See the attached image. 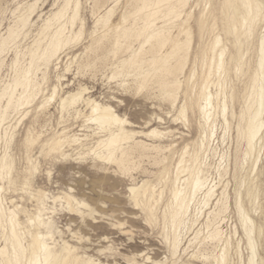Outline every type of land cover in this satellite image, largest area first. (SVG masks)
Segmentation results:
<instances>
[{"label":"rangeland","instance_id":"1","mask_svg":"<svg viewBox=\"0 0 264 264\" xmlns=\"http://www.w3.org/2000/svg\"><path fill=\"white\" fill-rule=\"evenodd\" d=\"M32 1L34 0H0V42L2 38L8 37L9 32L15 30L14 28L18 29L20 33L16 38L18 40L16 43L7 40L0 50V97L7 85L16 81L18 70L24 68L32 69L34 82L37 83L36 85L40 84L38 86L43 91L32 98L33 100L29 104L23 106L21 111H13L12 107L9 108L0 128V156L7 153L8 161L13 162L11 171L3 169L0 165V186L3 187L0 207V248L7 245L11 250L9 208L16 209L18 213V220L21 224L17 229L22 232L24 245H27L30 240L29 231L38 230L30 223L29 214L36 213L40 209L44 224H41L39 230L42 233L52 232L53 236L47 240L56 250L61 248L64 241H67L78 248L77 252L80 255L93 257L92 259L98 264H129L130 261L132 264L144 262L145 264H155V261L159 264H210L212 253L221 251V243L210 239H206L207 241H203L204 243L197 239H194L197 242L193 240L190 242L189 239L194 238L196 229L202 231L200 237L207 236L205 224L211 205L204 208L206 211L200 217L198 209L202 204L197 205V211L195 209V212L191 211L197 213L200 219L195 225L183 226L180 229L182 244L179 253L175 254L176 257H174L167 239L168 235L171 237L172 230L165 226L163 212L169 201L170 193L162 183L159 185L157 173L164 165V157L169 154L168 147L174 144L176 147L174 157L167 160L172 166L174 176V166L177 164L181 151L187 145L190 146V150L193 149L194 142L199 138L200 128L198 116L192 112H189L191 118L189 126H185L181 120H174L178 112L171 106V98L162 93L165 84L176 76V73L169 72L171 64L164 65L158 70L155 69L149 77L140 74L143 68L153 64L152 57L161 50L159 42L153 40L150 44L144 45L133 62L120 67L118 75L115 74L114 77H111L114 70L113 65L120 59L128 57L141 45V39L137 38L135 34L129 38L123 37L126 28L141 22L140 18L144 13L137 11L141 0H132L127 5L126 0H119L117 4L115 0H80L79 11L76 8L77 0H71L69 5L67 0H40L35 14L26 26H23L19 17L23 7L19 6ZM194 1L191 0L184 8L179 21L185 18L186 11ZM114 5L116 6L115 14L112 17L114 25L99 24L96 27L97 17L103 15L108 8ZM60 10L65 11L64 17L52 20L51 26L45 29L44 24L48 17L50 18ZM197 12L198 9H196ZM122 14H128L127 20L120 26H116L115 24L119 22ZM61 23L64 24L65 31L68 33L69 31L78 33L84 26V34L81 38L63 47L57 55L50 59L49 65L45 60H40L41 58L32 60L31 51L36 49L39 43L44 46L48 41L44 34L49 35ZM11 26L14 28L10 29ZM94 29L96 32L92 34ZM179 30L177 27L174 28L171 35H177ZM180 36L184 37L182 34ZM118 40L121 42L119 45L116 43ZM168 48L167 45L163 52L165 53ZM16 58L19 60L17 64H14ZM175 63L176 61H173L172 64ZM79 84L88 87L89 93L86 96L103 103H109L120 115H126L134 123L133 129L148 131L156 127L166 133L162 137L138 136L137 140L140 139L141 142L133 146L131 155L125 160V163L118 164L119 162L116 161L108 162L95 159L91 150L97 144L96 142L104 137V133H100L99 129L95 133L97 125L90 120L86 121L87 115L90 114V108L86 104L78 105L79 115L74 108L62 111L58 106L57 99L46 108L40 109L44 95L50 96L54 86H58L60 94H66L68 91L80 88ZM18 89L16 96L22 92V87L18 86ZM0 101L1 113L7 104V96L1 97ZM217 121V130L210 140L212 144H207L208 146L211 144L210 147L207 146L210 151L207 148L209 152L207 150L205 152L207 154V156L205 154L207 161L205 173L207 172L206 175L210 181L215 180L216 184L218 183V193L221 192L226 181H229V209L222 213V219L220 217L216 219V223L221 224L222 229L226 232L225 236L230 241L227 264H248L250 256L248 237L242 227L235 203L236 191L239 189H242V198L251 217L263 230L260 237L255 233V247L258 264H264V142L259 163L251 174V179L259 184L260 192L256 200H250L246 188L241 187L239 177L242 173L235 171L236 132L225 133L224 119L221 115ZM91 129H94L93 133ZM63 131L70 136H77L80 133L77 137H81L83 144V146L78 143L65 144L62 151L70 154L67 157L61 152L50 151L45 144L49 138ZM83 132L87 134H83ZM97 132L99 133L97 134ZM28 135L39 136V138L32 145H27L26 137ZM140 144L143 146L142 148ZM143 149L145 150L143 151ZM231 150V170L227 176L223 167L228 164ZM150 154L154 155L150 156ZM129 161L133 164H129ZM32 165H38V170L30 173L29 168ZM250 165V163L246 164L244 171H248ZM133 166L134 168H132ZM127 169H130V172ZM216 171L221 173L217 174ZM222 173L224 176H221ZM26 178L30 179V186L24 184ZM147 179L158 183V192L163 190V200L157 206V221L149 220L147 212L135 205L129 190L131 185L140 184ZM38 190L46 192L42 202L36 199L35 194ZM63 192L71 193L78 199L86 201L93 210L90 211L84 207L71 210L68 205H65L66 201L54 200V196L61 195ZM215 197L214 202L217 200V196ZM165 229L167 230L165 231ZM214 244L215 247H213ZM185 248L188 252H184ZM194 252H199L197 255L201 258L192 257ZM202 253H206L210 258L201 256ZM5 258V255L0 254V264L5 263L3 260Z\"/></svg>","mask_w":264,"mask_h":264},{"label":"bare ground","instance_id":"2","mask_svg":"<svg viewBox=\"0 0 264 264\" xmlns=\"http://www.w3.org/2000/svg\"><path fill=\"white\" fill-rule=\"evenodd\" d=\"M115 1L116 4L119 2V0ZM130 1L132 0H126V5ZM190 1L191 0H141V4L137 8L138 12L144 13L140 18L141 22H137L129 28H126L123 34L125 38H129L135 34L137 38L141 39V45L128 57L120 59L113 65L114 70L111 77L119 73L120 67L133 62L144 45L150 44L153 40L159 42L161 50L152 57L153 64H151L150 67L143 68L140 74L149 77L155 69L158 70L164 65L171 64L169 72L172 74L176 73V76L173 80L165 84L162 93L164 96L171 98V106L178 112L174 120H181L185 126H189L191 124L189 112H192V114H197L198 126L200 128V135L194 142L193 149L190 150V146L187 145L181 151L177 164L174 166V176L172 174V166L167 161L174 157L176 152L174 144L168 147V155L164 157L163 154L164 165L157 173L160 182L159 185L162 183L170 193L169 201L163 212V220L165 226L172 230V235L169 237L167 233L168 237H166L169 240L168 242H170L172 253L175 255L182 244V237L179 233L180 229L183 226L191 227V225H195L196 222L199 221L198 219H200L197 213H194V209H197L198 204H202L198 209L200 217L204 211H206L204 208L206 209L211 205L207 212L206 224L204 223L207 228H205L207 230V236L200 237L199 235L202 234V231L196 229L197 231L195 232L194 238L191 240L189 239V241H195L194 239L199 240V242H203L206 239L218 241L221 243V251L219 253L214 252L215 254L210 251V253H212L210 259L212 262L210 264H227L230 241L229 238L225 236L226 232L222 229L221 224L216 223V219L219 217L222 219V213L227 212L229 209V181H226L227 183L224 184L223 189L218 193V183L216 184L215 180L210 181V178L206 175L207 172L205 173V169L207 168L205 152L212 144L210 140H212L217 130V118L221 115L224 119L225 133L236 132L237 146L235 152V171H240L242 173L241 177H239L241 180V187L246 188V193L250 200H256L258 198L260 187L259 184L251 179V174L256 170L259 163L264 142V0H195L193 5L186 11L185 18L179 21V18L184 12V8ZM39 2L40 0H34L19 6L23 7V11L19 16L20 20L23 22V26H26L30 18L35 14ZM70 2L71 0H67L68 5ZM79 7L80 0H77V11H79ZM196 9H198L197 13ZM115 11V5L108 8L103 15L97 17L95 26L97 27L99 24H112L113 26L112 17ZM64 13L65 11H56L53 16L50 18L48 17L44 24V28L48 29L51 26L52 20L63 18L65 15ZM127 17L128 14H122L119 22L115 25L120 26L121 23L127 20ZM13 26H11L10 29ZM176 27L180 30L177 35L172 36L171 33ZM14 29L15 30L9 32L8 37L2 38L0 50H2L1 48H3L7 40L16 43V38L20 33L18 29ZM65 29L64 24L61 23L59 27L49 35L44 34L45 38H48V41L44 46L39 43L36 49L31 51L32 60L41 58L40 60H45L49 65L50 59L57 55L63 47L81 38L84 34V26H82V29L78 33L72 31L68 33ZM95 32L96 29L92 31V34ZM181 34L184 37H181ZM116 43L119 45L121 42L118 40ZM167 45L169 48L166 49L164 53L163 50ZM18 60L16 58L14 64H17ZM173 61H176V63L172 64ZM35 71L37 72V70ZM15 80L16 81L12 84L7 85L4 91L2 90L3 93L1 97L7 96V104L0 113V128L2 127L5 114L9 108L12 107L13 111H21L23 106L29 104L31 100H33L32 98L38 93L43 92L38 86L40 84H35L33 71L30 68L18 70ZM18 86L22 87V92L16 96ZM80 86L81 87L77 90L68 91L66 94H60L58 86H54L50 96L44 95L40 109L46 108L52 101L57 99L58 106L62 111L74 108L79 115L80 110L77 109L78 105L81 103L86 104L87 107L90 108V114L87 115V119L85 118L86 121L90 120L97 125L96 129H91V131L94 130L95 132L99 129L100 133H104V137L100 138L96 142L97 144L95 147L91 150L95 159L108 162L116 161L119 162L118 164L125 163V160L131 155L133 146L141 142L139 141L140 139L137 140L138 136L162 137L164 133H166L158 130L156 127L148 131L133 129L134 123L131 122L126 115H120L109 103H103L90 96H86V94L89 93L88 87H86V85ZM156 94L158 95V93ZM67 113L69 112L67 111ZM99 132H97V134ZM84 133L85 132H83V134ZM79 134L77 136H79ZM77 136H70L63 131L49 138L45 144L49 147L50 151L61 152L62 155L67 157L70 154L62 151L65 144L72 145V143H78L83 146L81 137ZM38 138L39 136L34 137L28 135L26 137V144L32 145ZM209 143L211 144L208 146L207 144ZM142 147L141 145V148ZM149 149L151 150L150 147ZM144 150L145 149H143V151ZM152 155L150 154V156ZM7 157V153L0 156V165L3 169L5 168L11 171L13 162L8 161ZM147 157H149V155H147ZM231 159L232 150L228 164L224 167L222 166L227 176L231 170ZM165 161H167V163H165ZM112 163L114 164V162ZM128 163L133 164L130 163V161ZM161 163L163 164V162ZM248 163L251 165L248 171H244ZM132 168H134V166ZM37 170L38 165H32L29 168L30 173L36 172ZM128 171L130 172V169ZM208 172L210 173V171ZM216 172L218 174L219 171ZM220 173L221 172H219V174ZM221 176H224L223 173ZM24 184L30 186V179L26 178ZM157 184L147 179L140 184H133L129 187L131 198L135 205L143 208L148 214V219L152 221H157V206L163 200V190L158 192ZM2 189L3 187L1 185L0 207L2 203ZM236 193V208L238 209L242 227L249 241L250 256L248 264H258L256 260L255 233L260 237L263 230L261 226L257 225L255 220L251 217L250 211L246 208L242 198V189L237 190ZM35 196L38 201L42 202L43 198L46 196V192L38 190ZM215 196H217L216 202H214ZM53 198L54 200L66 201L67 204L65 205H68L71 210H76L79 207L87 208L90 211L93 210L89 203L78 199L68 192H63L61 195L54 196ZM191 211L194 212L192 213ZM8 215L11 226V233L9 236L11 250L8 249L7 245L0 248V250L2 249L0 254L6 257L3 259L6 264H98L92 259L93 257L80 255L77 252L78 248L69 244L67 241H64L61 248L56 250L47 240V238L53 236L52 232L48 231L47 233H42L39 230L41 224H44L42 211L40 209H38L36 213L29 214L30 223L38 228V230L29 231L30 240L27 245L23 243L22 232L17 229L21 222L18 220L16 209L9 208ZM166 230L167 229H165V231ZM213 247H215V244ZM185 251L188 252L187 249L184 250V252ZM198 253H192V257H198ZM176 255L174 257H176ZM201 256L207 259L210 258L206 253H202ZM199 258L201 257H198V259ZM148 259L150 260L149 257ZM141 264H145V262ZM155 264H159V262L155 261Z\"/></svg>","mask_w":264,"mask_h":264},{"label":"snow or ice","instance_id":"3","mask_svg":"<svg viewBox=\"0 0 264 264\" xmlns=\"http://www.w3.org/2000/svg\"><path fill=\"white\" fill-rule=\"evenodd\" d=\"M129 264H132V262L130 261Z\"/></svg>","mask_w":264,"mask_h":264}]
</instances>
